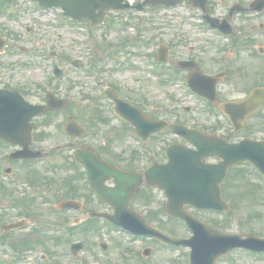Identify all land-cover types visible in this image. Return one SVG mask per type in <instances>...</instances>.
<instances>
[{"label": "rangeland", "instance_id": "1", "mask_svg": "<svg viewBox=\"0 0 264 264\" xmlns=\"http://www.w3.org/2000/svg\"><path fill=\"white\" fill-rule=\"evenodd\" d=\"M243 1L247 2L249 0ZM217 2L220 4V0H217ZM4 12L8 14L7 17H9V15H14L15 19L11 20L10 18H5ZM171 13H174V15H171ZM58 14V11L46 14L39 13L33 5L25 3L24 0H17V4L11 5L7 11L0 13V32H13L14 35L19 37L17 38L19 39L18 41H15V39L12 38L10 45H15L20 48L25 47L28 49H36V46L40 45L48 52L49 57L52 52H57L60 56L68 55L69 58L81 57L86 62L90 63V60L93 59L92 45L90 49L86 44H83L82 40L84 37L82 35L75 36L73 32L55 30L50 26L51 24L56 25V16H58ZM185 14H187L186 10L182 8L177 9L174 12H172V10H163L156 13L155 17H150L145 14L142 17L143 24L141 25H139V21L136 17L132 16L134 18L131 23L132 25L127 29H133V34H135V32L138 31V28H145L146 31L144 35L147 38L145 41L152 44L149 47L140 50V58H138V56L133 57V55L136 56L138 54L133 51V46L128 44L125 49H122L123 53L118 55V59L128 60L127 66L132 64L139 66L141 68V75H138V72L127 70L123 74L119 75L118 73L117 76L124 82L123 86L125 92H129L134 101H140V99L144 97L145 108L148 109L153 106L157 115H160L161 117H169L171 120L177 118L178 120L189 124L193 122L197 123L199 121L201 124L204 123L208 125L205 105L189 96H184L185 86H179L178 82H170L168 85H163L160 80L154 76V73L149 72L150 69L154 68L151 66L146 68L143 65L144 60L154 62L153 59L157 53L156 51L162 43L174 42V53L176 56L172 59V61H174L186 57V48L191 46H203L214 40V37L211 34L203 33L190 27L187 21L182 18ZM169 16L174 17L169 18ZM122 18H124V16L119 17L114 15L111 21L115 20L117 23L113 24V22H111L109 25L105 26L103 30L97 33L98 39H96V41L102 45L101 47H98L97 51H95V60L98 58L99 61V58L102 56L105 57L111 54V51L104 45L114 46L126 38L124 32L125 29L123 28V22H126V19H123L122 21ZM150 18L153 19L150 20ZM199 18L200 17H198V19ZM17 20H21L20 23L25 26H30V32H24V30L18 27L19 23L16 22ZM128 22H131V20H128ZM239 22L241 28H246L255 34V40L258 45L264 46V16L247 17L245 21L241 19ZM60 36L64 38L61 42H59ZM76 38L80 44L73 45ZM65 43L68 48L62 52L61 47ZM211 54H214V52L206 53V55ZM15 59V64L18 63L22 65V69L19 70V73L16 75L17 82L24 81V83H33V81H35L47 85L43 75L38 68L34 66L32 58L17 55ZM60 61L61 59L58 57V62L60 63ZM49 64L48 61L47 65L49 66ZM112 65H115V61H112ZM20 73L24 76L27 74L28 77L20 78ZM82 81L88 82L89 78L80 75L79 73L74 74L72 72L67 75L66 80L61 85V93H65V90L67 88L69 89L70 94L67 92V95L69 94L70 96V99L68 100L70 110L67 114H64L63 117L58 118L56 116L55 118L45 119L50 122L49 125H45L46 121H38L39 129L36 131V134H42V130L45 129L46 137L36 141L34 147L46 151L61 144L70 143L69 138L65 137L60 132V128L61 126L64 128V124L71 118L87 129V134L81 139V142L95 146L97 148L96 151L102 152L104 156L106 155L113 158L114 156L111 157L112 154L118 153L122 150L127 151L129 155H134L135 152H137V146L133 143L123 142L114 147L109 144L107 145L108 148H106L105 152L103 151V148H99L100 141L106 138V132L115 129V125L108 122L109 117L105 112V105L99 101L97 102V108L101 110L100 115L103 120H97L94 112H92V106L90 107L92 99L90 97L96 98L97 95L86 88L77 87ZM46 88H51V85L46 86ZM131 90H135L132 92L135 94H132L130 92ZM44 92H31L32 99L30 98V101L33 103L43 101L45 96ZM168 93L175 94V99H170V96L167 95ZM183 107H191L192 111L189 114H184L182 111ZM74 142L79 143V140ZM2 149L3 147L0 145V154H5L12 150L5 149L4 151ZM73 149V145L63 148L62 153H56L55 155L53 154V156H49L48 162H44L46 164L39 163L29 166L18 165L17 170L24 178L19 182H21V184L23 183V185L15 184L9 180H1V177L0 183L2 184V187H0V201L3 204L8 203L11 194L16 198H33L34 208L35 206L37 207L38 214H41V212L44 216L47 214L49 220L59 219V215L55 213V209L57 204L62 201V199L64 200V197L66 196L65 193L68 191L67 188L65 191H60L59 189L61 183L59 169L55 176V179H57L56 184H53L52 187L48 186L47 191H40V189L36 188L34 185H25V183H28L25 182V179L30 170L33 171L38 182L41 177L47 179L51 178L53 174L49 172L48 168H52L55 162L57 164L56 166H58L64 162V158H70L73 155ZM51 163H53V165H51ZM5 164L9 165L8 162H5ZM45 168L48 170L46 176L44 174L46 170ZM68 175H74L73 171L69 172ZM229 178L230 179L226 181L224 186L227 200L233 206V213L231 216L224 218L210 213H195V215L200 220L207 223L211 228L221 232L242 235L253 233L264 237V181L255 175L254 171L249 166H241V168L232 169ZM256 185H258V187ZM163 201L164 199L162 197L161 203H163ZM15 215L16 213H11L10 218L14 220ZM45 222H47V219ZM172 227L167 228L174 230L175 233L181 237H189L190 233L180 228V226L173 225ZM77 233L78 234L75 238L67 239V241L56 244V236L53 235V233L47 232L45 229L43 234H32L25 231L24 233L17 235L15 238L19 240L26 237L32 242H37L29 247V250H27V253L23 256L24 260L22 261H26L20 263L19 260H16L17 251H12L9 248L1 250L0 248V264H30L31 262L32 264H76V262L66 254L67 249L70 247L69 244L71 243V240H74V242L83 241L85 243L86 248L81 253V256L86 258L90 264H101L100 262H107L108 264H123L124 260L122 256L126 255L127 257V249L133 250L134 255L132 258L129 257V260L124 264H187L189 250L169 251L165 248L155 246L152 248L150 258L145 259L142 257L141 253L137 254V252H141V250L147 245H143L141 241L131 242L126 235L118 234L116 231L109 232L106 230H100V232L90 235H85L84 233L79 232ZM11 240L12 239H10V241ZM102 242L107 243L109 247V251L106 254H102L100 248V243ZM42 244H45V246ZM47 246H50V248H46ZM217 264H264V257L258 258L257 256L250 255L248 252L239 250L230 253V255L224 259L219 260Z\"/></svg>", "mask_w": 264, "mask_h": 264}, {"label": "flooded vegetation", "instance_id": "2", "mask_svg": "<svg viewBox=\"0 0 264 264\" xmlns=\"http://www.w3.org/2000/svg\"><path fill=\"white\" fill-rule=\"evenodd\" d=\"M133 1L137 3L140 0ZM235 4L246 5L242 2V0H220V4H218L217 6L214 0H209L207 11L209 15L223 20L230 17L231 8ZM248 16L253 15L245 14L244 16L235 15L234 17H232L231 20L233 30L237 35L233 36L230 44L219 46L218 49L214 51L218 56L217 60H210L208 57L202 58L201 56H198L196 52L202 53V50H200L199 47H193L191 50H189V53L187 55L189 60H195L199 64L203 65V67L205 68L202 67V70L205 73L209 75L216 74L218 76H223L222 85L225 86V88H220V95L224 102L242 100L248 97L255 88L264 85L263 68L260 71H258L257 68L259 59H261V65L264 64V48H258V46L255 44V41L251 37V33L249 32V30H247L246 28L242 29L238 27L240 26L239 21L243 19V17L246 18ZM206 26H208V24H206ZM234 26H236V29L234 28ZM240 35H244V37H241ZM218 36L221 37V35ZM15 52L16 50L13 48V50L9 52L6 51L4 54L0 53V63H4L5 67H9V62L16 55ZM41 52L39 51L37 53L38 62L36 63L38 64L41 62L39 59L43 58V54H41ZM64 63H66V61ZM42 64L44 65L43 62ZM214 66H217L215 70L213 68ZM263 66L264 65H262V67ZM215 71H218V74ZM2 80H4V78H0V81ZM78 86L84 88L81 83H79L77 87ZM85 88L89 90L88 87ZM67 92L70 94L68 88L65 90L64 94L66 95ZM97 102V98L91 99L90 107L92 106V112L96 110L101 114V110L97 108ZM137 103L139 104V102ZM105 104V112L107 113L111 121L115 123H122V125L118 124V127L122 128L123 131L127 130V132H134V130L130 128V125H124L123 120L118 118L116 119L113 112L111 113L112 109L114 110L115 108V103L113 101L105 99ZM223 118L224 116H222V119ZM217 123L219 124L205 127L202 130L209 133L220 132L222 134H226L224 136L231 140L232 138L227 136V134L233 132L235 136H238L239 138L250 137L253 139L264 141V108H261L257 112L251 114L246 118L244 122L240 123L238 127H240L241 129L239 131L234 129V126L231 124V122L230 124L233 128L231 130L227 128V122L223 124V122L219 120V122ZM152 139L153 137H150V141H152ZM150 160L154 161L152 157L146 158L135 156L134 159L129 160H125L122 157H117L115 158V160H110L109 162L116 165L119 169L125 172L142 173L145 172V168L148 167L146 165ZM209 161L216 162V160L213 159ZM82 170H84V168L80 166V172L77 174L79 186L76 196H78L80 201L82 202V210L85 218L83 220L87 221V219H89L87 214L95 211L105 212L109 214L114 213V208L110 204L101 201L92 191L89 182H87L84 177V180L82 179ZM106 185L109 188L116 187L114 180H110L106 183ZM127 197L128 193H126L123 201H125ZM161 197V191L143 184L141 188L136 193H134L130 201V208L137 212H152L156 217L158 215V211L161 208ZM100 223H105V221L102 220L100 221Z\"/></svg>", "mask_w": 264, "mask_h": 264}, {"label": "water", "instance_id": "3", "mask_svg": "<svg viewBox=\"0 0 264 264\" xmlns=\"http://www.w3.org/2000/svg\"><path fill=\"white\" fill-rule=\"evenodd\" d=\"M42 8L50 7H62L66 15L77 18L78 20L90 19L92 21H101L107 11L111 9H125L128 4H120V0H37ZM158 4L154 5H172L178 3V0H159ZM97 11L99 13L97 14ZM100 16V18L98 16ZM102 22V21H101ZM257 91L256 96L259 97ZM52 99V97H50ZM253 102L259 101V99L253 98ZM46 108L34 107L25 103L20 97H11L6 94H0V124L1 125H16L17 130L8 135V138L13 141H19L17 135H19L20 130L23 134L27 135V139L21 140L26 147L28 146L29 140L31 139L32 126L29 124L34 116L39 115L45 111ZM164 127L165 123L159 125ZM172 130L184 134L187 139H189L192 132L180 126H171ZM249 143L241 145H223L220 146L218 154L224 159V161L218 166H205L200 163L197 157L192 153H182V154H170L173 164L166 167L165 175L160 179V187L165 189L173 201L174 204L177 203H191L199 208L207 207H217L215 203L205 200L207 193L200 191V188L209 187V183L220 182L226 174V170L236 164L243 161L255 160L261 162L263 159L257 154L256 148ZM216 175V179H212L213 175ZM212 179V180H211ZM193 185V186H192ZM198 185V186H197ZM201 186V187H199ZM189 190H194L191 193ZM223 204V203H222ZM224 205V204H223ZM175 213H183L182 211H177ZM184 219H187L194 226L199 227V223L193 220L190 216L186 214L179 215ZM150 233L160 237L155 231H150ZM206 233V232H205ZM208 233V232H207ZM209 234V233H208ZM212 236V235H211ZM202 238L201 235L197 237L198 241L201 243L200 248L196 255L194 256L193 264H213L215 256H210L212 250L215 249V244L220 246L219 241H213L212 237ZM238 238V237H237ZM163 240L169 241L168 238L162 237ZM249 243L251 246L263 245L264 242L255 240L244 241Z\"/></svg>", "mask_w": 264, "mask_h": 264}]
</instances>
